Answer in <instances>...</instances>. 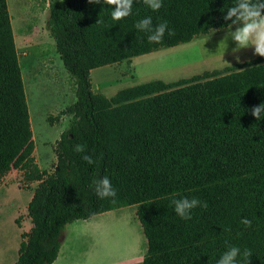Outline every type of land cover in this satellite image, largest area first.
<instances>
[{
    "label": "trees",
    "instance_id": "obj_1",
    "mask_svg": "<svg viewBox=\"0 0 264 264\" xmlns=\"http://www.w3.org/2000/svg\"><path fill=\"white\" fill-rule=\"evenodd\" d=\"M236 0H162L153 11L133 0L131 14L111 17L113 6L58 0L48 6V28L75 83L72 116L55 142V164L41 171L34 143L7 1L0 0V179L11 170L37 182L26 206L31 227L20 233L13 264H52L67 224L135 206L147 241L142 264H216L229 246L251 251L264 264V57L174 82L149 81L105 97L92 90L90 72L231 27L223 19ZM151 17L168 22L161 43L134 27ZM235 26V25H233ZM77 144L85 153L76 152ZM92 155L95 164L81 157ZM107 176L115 198L100 199L93 180ZM205 201L191 219L172 198ZM247 218L251 226L241 220ZM21 227L20 220H15ZM230 229V230H229Z\"/></svg>",
    "mask_w": 264,
    "mask_h": 264
},
{
    "label": "rangeland",
    "instance_id": "obj_2",
    "mask_svg": "<svg viewBox=\"0 0 264 264\" xmlns=\"http://www.w3.org/2000/svg\"><path fill=\"white\" fill-rule=\"evenodd\" d=\"M6 1L21 76L23 78L24 73L32 93L29 96L23 81L32 121L34 161L41 171L51 172L56 160L55 142L62 132L68 130L72 118L69 114L61 115V112L75 102L74 80L62 65L47 25L48 6L58 0ZM230 30L231 27L211 31L176 47L93 69L90 72L92 90L109 98L120 90L149 81L174 82L258 56L254 55L251 47L234 55L232 49L236 46L235 42L231 39L226 44L222 42ZM36 185L37 182H26L20 170H11L6 178L0 180V257L4 264L18 255V229L14 218L21 213L19 220L23 221V216H26L24 201ZM99 221L98 228L103 234L100 250L97 248V251L101 253L104 250L116 259L129 253L132 255L133 240L137 238L135 227L139 224L135 206L118 209Z\"/></svg>",
    "mask_w": 264,
    "mask_h": 264
},
{
    "label": "clouds",
    "instance_id": "obj_3",
    "mask_svg": "<svg viewBox=\"0 0 264 264\" xmlns=\"http://www.w3.org/2000/svg\"><path fill=\"white\" fill-rule=\"evenodd\" d=\"M102 0H89V3L100 4ZM153 11H158L162 6V0H143ZM104 4L112 5L113 11L111 17L114 20H121L131 14L133 0H103ZM223 19L231 21V30L227 31L224 37V42L231 39L235 42V47L232 53L236 55L241 49L253 48L254 55L264 57V0H236L234 6L226 11ZM233 25L235 29L233 30ZM140 31L150 33L148 35L149 42L161 43L166 31L169 35L174 33L168 30V22L163 21L153 27L152 18L145 17L134 25ZM239 60V56H236ZM264 113V103L254 106L251 109V114L259 120L261 114ZM78 153H85L84 145L77 144L74 149ZM88 164H95L96 161L92 155L84 154L81 157ZM93 193L100 199L115 198L117 195L116 189L112 186L111 180L107 176H103L93 180ZM174 206L175 213L184 220L191 219V212L196 207L207 208L208 204L205 201H200L197 198L183 197L171 200ZM245 226H251V221L247 218L241 220ZM230 230V229H229ZM241 255V249L235 246H229L221 257L217 260L216 264H237V256ZM245 258V264H249V258L252 253L248 249H244L242 253Z\"/></svg>",
    "mask_w": 264,
    "mask_h": 264
},
{
    "label": "crops",
    "instance_id": "obj_4",
    "mask_svg": "<svg viewBox=\"0 0 264 264\" xmlns=\"http://www.w3.org/2000/svg\"><path fill=\"white\" fill-rule=\"evenodd\" d=\"M92 71V70H91ZM91 74V73H90ZM3 177L0 180H3ZM32 197L31 195L25 199L26 206ZM121 209V208H119ZM118 209L112 210L113 212ZM108 211L102 214L95 215L88 220H77L70 224H67L61 234L60 248L57 258L52 264H142L143 257L147 249V241L142 232L140 223L135 227L136 239L133 240L134 251L132 255L125 254L124 256L116 259L114 255L109 256L108 252L102 251L99 253L97 248L101 247L102 234L99 231V219L105 218L107 215L113 213ZM136 211V208H135ZM27 213V212H26ZM21 213H17L14 218V223L19 218ZM27 216H23V221L20 222L21 227H17L18 233V248L20 242V233L28 232L31 224ZM16 225V224H15ZM130 251V250H129ZM18 254V253H17ZM17 257H14L6 264H13ZM0 264H4L2 256L0 257Z\"/></svg>",
    "mask_w": 264,
    "mask_h": 264
},
{
    "label": "bare ground",
    "instance_id": "obj_5",
    "mask_svg": "<svg viewBox=\"0 0 264 264\" xmlns=\"http://www.w3.org/2000/svg\"><path fill=\"white\" fill-rule=\"evenodd\" d=\"M8 2V1H7ZM14 23H15V21H14ZM46 59H48V58H46ZM48 61V60H47ZM27 74V73H26ZM23 75V78H22V80L24 81V83L26 84L27 82H26V78H25V75H24V73L22 74ZM28 80H30V79H28ZM48 82V81H47ZM56 83V82H55ZM25 87H26V89H27V93L29 94V96L32 94H30V92H29V89H28V85L26 84L25 85ZM58 93V92H57ZM28 96V97H29ZM29 99V98H28ZM30 117H31V113H30ZM30 121H31V119H30ZM32 122V121H31ZM31 124V123H30ZM124 222H125V220H124ZM121 225V224H120ZM123 242V241H122Z\"/></svg>",
    "mask_w": 264,
    "mask_h": 264
}]
</instances>
